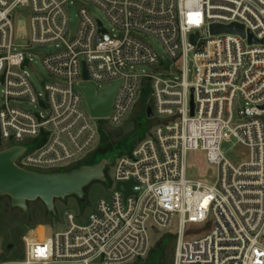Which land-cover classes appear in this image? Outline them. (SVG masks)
<instances>
[{
    "label": "built area",
    "instance_id": "obj_1",
    "mask_svg": "<svg viewBox=\"0 0 264 264\" xmlns=\"http://www.w3.org/2000/svg\"><path fill=\"white\" fill-rule=\"evenodd\" d=\"M76 4L98 8L110 32L83 8L72 25ZM19 10L28 15L23 46L14 44ZM232 24L244 37L210 32ZM40 47L52 49L40 58L51 80L38 91L29 71ZM114 84L108 117H91L86 85L102 97ZM143 98L154 126L115 157L109 199L86 224L66 213L63 232L33 227L23 258L0 264H127L146 257L149 232L174 226L172 264H264V0H0V150L23 148L19 168H75L97 149V122L122 129ZM232 138L249 150L247 161L235 165L222 151ZM191 153L214 170L212 182L187 177ZM128 181L135 195L124 198L115 186ZM204 224L209 234L186 240L188 225Z\"/></svg>",
    "mask_w": 264,
    "mask_h": 264
},
{
    "label": "rangeland",
    "instance_id": "obj_2",
    "mask_svg": "<svg viewBox=\"0 0 264 264\" xmlns=\"http://www.w3.org/2000/svg\"><path fill=\"white\" fill-rule=\"evenodd\" d=\"M80 8L85 9L90 15L98 18L107 31L110 32V26L102 12L95 6L89 4H76L68 7V14L72 25L77 20L78 10ZM27 18L28 15L25 10L18 11L14 21L18 37L14 44L17 46H23L27 43V35L29 33ZM143 40L151 45L158 55H163L160 43L155 38L143 37ZM50 51L52 49L48 47H40L34 50L35 57L33 58L32 68L29 73L38 91L41 90L43 82L51 80L50 76L45 73L40 64V58ZM138 70L144 71L147 74L153 72V68L147 65L139 66ZM106 86L107 84L105 82L97 83V92L100 94V89ZM144 104L145 98L139 102L128 118L135 125L134 131L120 140H113L112 135L119 133L121 126H111L107 119L97 122L100 128L97 149L88 153L78 165L91 162L95 159V154L99 155V157L108 158L113 153V157L110 165L104 171L107 181L105 183L95 181L84 188L85 203L83 205L75 197L71 196L62 200H55L54 213L48 212L39 200L27 203L26 211H22L21 209L12 207L8 197L0 195V261L21 260L23 258L24 244L22 237L33 227L42 225L48 227L47 232H63L67 229L65 221L66 213H71L74 216L76 224L82 225L87 223L88 216L96 210L98 200L100 198L108 200L113 193L115 165L113 162L115 161V157L128 153L136 148L139 142L151 134L154 124L147 119ZM222 151L235 165L249 159V150L236 143V140L233 138L222 144ZM187 164L189 165V170L187 171V177L189 179L207 182L214 180V170L205 165L201 153L189 154ZM175 228L174 226L171 229H159L157 234L152 231L149 232L151 247L146 257L127 264H172L175 249ZM43 231V227H38L32 234H40ZM187 231H189V235L186 237V240H193L206 236L210 233L211 228L206 224L188 225ZM8 245H11L10 248H8Z\"/></svg>",
    "mask_w": 264,
    "mask_h": 264
},
{
    "label": "water",
    "instance_id": "obj_3",
    "mask_svg": "<svg viewBox=\"0 0 264 264\" xmlns=\"http://www.w3.org/2000/svg\"><path fill=\"white\" fill-rule=\"evenodd\" d=\"M210 32L211 34H239L242 37L245 34L243 27L237 24L230 26L213 25L210 27ZM248 36L249 43L256 42L250 33ZM196 37L197 35H193L191 41L195 42ZM116 87L117 84H114L112 88L105 91L104 96L98 97L94 93L93 87L86 85L82 92L85 95L91 117H108ZM145 113L148 119L152 117L150 104L146 105ZM134 129V123L130 122L119 133L113 135L112 139L120 140ZM23 151L24 149L21 147L0 150V195L8 197L11 206L22 211H26L27 203L39 200L50 213H54V201L57 199L62 200L73 196L83 205L85 203L84 188L95 181L102 183L107 181L104 171L110 165L113 157V153H111L108 158L99 157L100 159L93 164L80 165L64 172L42 174L23 170L15 164L16 159ZM131 186V181L119 182L115 186V191L127 198L130 195H135L131 191ZM154 233L156 234V230ZM10 246L8 245V248Z\"/></svg>",
    "mask_w": 264,
    "mask_h": 264
},
{
    "label": "trees",
    "instance_id": "obj_4",
    "mask_svg": "<svg viewBox=\"0 0 264 264\" xmlns=\"http://www.w3.org/2000/svg\"><path fill=\"white\" fill-rule=\"evenodd\" d=\"M101 156V155H100ZM98 159H100L99 158V155H97V154H95V159L94 160H92L91 162H88V163H86V164H93V163H95ZM83 165H85V164H83ZM80 165H78V166H76V167H79ZM75 167V168H76Z\"/></svg>",
    "mask_w": 264,
    "mask_h": 264
}]
</instances>
